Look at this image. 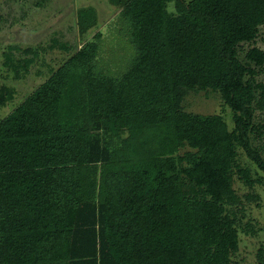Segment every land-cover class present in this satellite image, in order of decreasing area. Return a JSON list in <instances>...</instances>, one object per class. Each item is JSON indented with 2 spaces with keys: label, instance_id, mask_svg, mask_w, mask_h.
I'll return each instance as SVG.
<instances>
[{
  "label": "trees",
  "instance_id": "trees-1",
  "mask_svg": "<svg viewBox=\"0 0 264 264\" xmlns=\"http://www.w3.org/2000/svg\"><path fill=\"white\" fill-rule=\"evenodd\" d=\"M110 2L135 48L128 69H99L97 31L0 119V264H238L239 231L253 230L229 207L257 196L238 195L234 177L264 183L252 142L264 135V50L239 52L264 0ZM94 21L78 12L81 30ZM14 49L2 66L19 79L39 50ZM189 90L218 92L232 126L184 110ZM14 94L0 84V106ZM255 257L264 264V243Z\"/></svg>",
  "mask_w": 264,
  "mask_h": 264
},
{
  "label": "rangeland",
  "instance_id": "rangeland-1",
  "mask_svg": "<svg viewBox=\"0 0 264 264\" xmlns=\"http://www.w3.org/2000/svg\"><path fill=\"white\" fill-rule=\"evenodd\" d=\"M88 8L94 10L95 21L88 29L81 30L78 12ZM168 9L173 10L172 3L168 4ZM120 10V5H114L110 0H0V84L15 89L13 98L0 106V119L44 81L51 69L58 67L97 31L102 33L97 57L99 69L112 76L120 75L128 69L135 56V48L130 42L125 23L119 19ZM52 38L67 44L68 51L57 47L48 49L47 45ZM10 46L18 47L12 52L15 58L30 56L22 51L24 48L39 50V55L28 72L19 79H15L2 66L4 54ZM43 46L46 49L41 51ZM252 46L264 50V25L259 28L253 41L240 44L242 49L239 56L242 58L244 51ZM256 79L264 82V67L256 75ZM182 107L189 112L220 114L229 127L232 126V113L216 91L189 90L184 96ZM255 124L264 125V113L256 111ZM252 142L262 148L264 158V135L261 137L260 133H253ZM240 159L254 168L244 156L240 155ZM233 186L241 197L247 192H253L257 196L229 207L235 212L240 227L249 226L253 230L252 233H247L240 229L239 248L233 254V260L238 264H258L255 253L258 246L264 243V183H256L249 189L234 177Z\"/></svg>",
  "mask_w": 264,
  "mask_h": 264
}]
</instances>
